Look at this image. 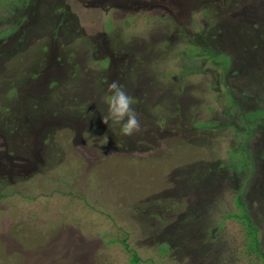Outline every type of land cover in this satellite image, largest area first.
Instances as JSON below:
<instances>
[{"label": "rangeland", "instance_id": "1", "mask_svg": "<svg viewBox=\"0 0 264 264\" xmlns=\"http://www.w3.org/2000/svg\"><path fill=\"white\" fill-rule=\"evenodd\" d=\"M113 80L132 136L103 123ZM258 107L264 0H0V264H261L227 219ZM263 120L244 201L264 257Z\"/></svg>", "mask_w": 264, "mask_h": 264}, {"label": "trees", "instance_id": "2", "mask_svg": "<svg viewBox=\"0 0 264 264\" xmlns=\"http://www.w3.org/2000/svg\"><path fill=\"white\" fill-rule=\"evenodd\" d=\"M162 44V45H161ZM163 44H168L166 41L161 42L160 43V47L163 46ZM152 45V44H150ZM185 53L187 52H192V53H197V49L188 45L186 47H183L182 49ZM190 54V53H189ZM221 63V62H220ZM220 63L218 61H213V64L215 66H220ZM226 63L223 64V71L225 72V67ZM222 66V65H221ZM186 74H183V76ZM227 100L230 101L231 104L233 105H237L236 104V100L233 98V95L227 91ZM258 112H251L250 116L245 114V115H241L240 117L242 118V120H244L242 126L245 128L242 129V133H243V143L245 144V147H240L237 152H234V155L243 154V158H241V156L237 157V161L240 162V168H238V172H245L248 171L247 177H245V182L243 184V186H241L240 192L239 194L237 193L236 195V200H235V206L236 209L238 210V213H233V214H229L227 219H232L238 223H241L244 226L245 229V246H246V252L249 254H253L255 256L258 257V259H260L261 264H264V257L260 254V241H259V237H258V229L257 227L253 224V219L249 216L248 213V208H247V204L244 201V196L246 193V185L249 184L250 178L252 177V173L254 171L255 168V162L254 159L252 157V154L250 152H248L247 150V146L246 144L248 143L251 134H252V129H256L259 122V119L264 118V109H261L258 107ZM248 120H254L252 122H248ZM264 121V120H263ZM255 122V124L253 123ZM264 128V127H263ZM243 144V145H244ZM241 162H245V165L242 166ZM254 162V165H253ZM249 163V164H248ZM250 165V167L248 166ZM237 167V166H236ZM125 242V239L121 242L122 244ZM109 243H113V242H109ZM161 252L163 254L167 253L161 250ZM132 262L133 263H137L138 259L136 258L135 253L133 252V257H132Z\"/></svg>", "mask_w": 264, "mask_h": 264}, {"label": "clouds", "instance_id": "3", "mask_svg": "<svg viewBox=\"0 0 264 264\" xmlns=\"http://www.w3.org/2000/svg\"><path fill=\"white\" fill-rule=\"evenodd\" d=\"M106 97L107 113L102 116L103 123L109 121L121 125V132L125 136H132L141 131V123L138 114L133 108V98L120 85L118 80L108 84Z\"/></svg>", "mask_w": 264, "mask_h": 264}]
</instances>
